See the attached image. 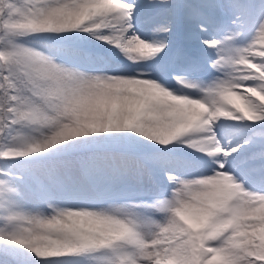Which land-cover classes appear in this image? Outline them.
<instances>
[{
  "label": "snow or ice",
  "instance_id": "snow-or-ice-1",
  "mask_svg": "<svg viewBox=\"0 0 264 264\" xmlns=\"http://www.w3.org/2000/svg\"><path fill=\"white\" fill-rule=\"evenodd\" d=\"M0 264H264V0H0Z\"/></svg>",
  "mask_w": 264,
  "mask_h": 264
}]
</instances>
